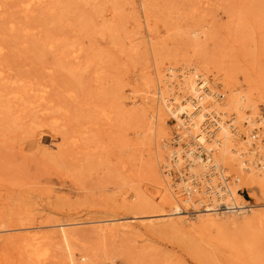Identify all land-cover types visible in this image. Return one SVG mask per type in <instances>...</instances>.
I'll list each match as a JSON object with an SVG mask.
<instances>
[{"label": "rangeland", "instance_id": "1", "mask_svg": "<svg viewBox=\"0 0 264 264\" xmlns=\"http://www.w3.org/2000/svg\"><path fill=\"white\" fill-rule=\"evenodd\" d=\"M25 1L0 0V43L5 48L0 66L33 87L46 86L48 98L42 106L49 112H36L33 103L28 108L16 105L20 118L13 122L1 112L6 105L2 103L0 228L62 216L157 218L158 213H140L149 208L134 209L123 200L126 191L130 194L139 186L143 192L146 185L151 191L156 189L149 176L148 138L141 134L150 125L143 115L149 105L127 112L132 107L130 96L143 95L154 76L151 50L143 38L141 0H47L29 14L23 12ZM210 1L211 7L198 0H149L151 34L161 58L166 60L175 51H193L192 35L181 33V26L191 29L208 24L200 51L225 58L242 89L254 88L255 95L264 97V0ZM98 11L104 18L97 17ZM104 20L127 22V26L102 36L98 26ZM50 37L61 43L52 51H42V43ZM70 42L83 47L80 63L65 58L61 66L64 44ZM86 64V71L71 72L76 65ZM35 94L29 92L26 98L34 101ZM261 110L264 114V103ZM104 111L110 114L108 123L102 118ZM167 121L172 136L177 121L171 116ZM55 141L61 143V152L42 150V146L54 148ZM182 145L187 146L185 141ZM173 173L178 178L179 173ZM240 193L250 204L256 203L248 189ZM256 195L264 203V196L258 191ZM39 204L44 211L34 220L36 211L29 214L27 210ZM161 209L168 208L151 210ZM21 245L13 237L0 246V264H29L30 252ZM47 247L52 253L48 264H66L59 242ZM75 247L78 254L89 253L103 264H264V220L246 233L227 231L224 237L217 231L184 234L159 228H144L137 236L103 237L90 229L80 230Z\"/></svg>", "mask_w": 264, "mask_h": 264}, {"label": "bare ground", "instance_id": "2", "mask_svg": "<svg viewBox=\"0 0 264 264\" xmlns=\"http://www.w3.org/2000/svg\"><path fill=\"white\" fill-rule=\"evenodd\" d=\"M46 1L26 0L23 12L29 14L34 6ZM198 2L207 7L214 5L210 0ZM141 7L146 29L143 38L151 50L154 76L143 95L134 93L130 96L132 107L127 112L149 105L143 115L147 116L150 125L141 134L148 138L149 176L156 189L151 191L146 185L143 192L139 186L130 194L126 191L123 200L130 202L134 209L151 210L156 206L168 209L140 211L158 213L157 218L142 219L138 214L87 219L62 216L36 222V216L41 217L44 211V206L39 204L40 207L27 210L29 214L36 211L32 215L35 221L12 229L0 228V246L17 238L22 250L30 252L29 264L52 262L47 244L53 242H59L65 251L66 264H103L89 253H77L75 242L80 230L90 229L103 237L120 233L137 236L144 228L184 234L217 231L224 237L227 231L246 233L254 223L264 220V203L261 204L256 195L258 191L264 196V114L261 110L264 97L255 95L254 88L242 89L238 76L232 66L226 64L225 58L211 57L200 51L208 35V24L191 29L181 26V33L192 35L193 51H175L166 60L162 59L151 34L147 12L149 0H141ZM99 16L104 18L105 15L98 11ZM118 24L104 20L98 26V32L103 36L107 31L117 33L127 26V22ZM60 43L57 37H50L42 43V51L45 48L52 51ZM74 43L64 44L67 48L62 53L61 66L66 64L65 58L74 64L80 63L83 47ZM4 49L0 43V58ZM88 67L89 64L76 65L71 72H84ZM29 83L15 79L0 66V108L2 103L6 104L1 112L13 122L20 118L16 105L24 104V108H28L33 103L36 112L42 115L49 112L42 106L48 98L47 87L40 89ZM15 85L19 86L18 90L10 89ZM32 91L36 92L35 100L29 101L26 95ZM119 107L126 110L123 103H119ZM167 116L177 121L178 128L172 136ZM102 118L106 123L111 119L106 111ZM55 121L59 123L60 119ZM184 141L186 147L182 145ZM53 145L54 148L42 146V150L50 154L61 152V143L55 141ZM173 171L179 173L178 178ZM241 189L249 190V195L256 201L254 205L240 193ZM14 230L18 234H9ZM247 248L252 249L249 245ZM105 264H112V261Z\"/></svg>", "mask_w": 264, "mask_h": 264}]
</instances>
